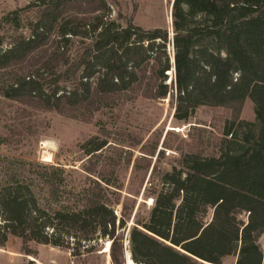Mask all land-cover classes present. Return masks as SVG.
I'll return each instance as SVG.
<instances>
[{"label":"trees","instance_id":"obj_1","mask_svg":"<svg viewBox=\"0 0 264 264\" xmlns=\"http://www.w3.org/2000/svg\"><path fill=\"white\" fill-rule=\"evenodd\" d=\"M40 1V21L63 37L88 41L63 73L67 78L80 73L78 85L60 95V107L71 118L140 90L145 80L143 96L159 100L170 95L178 123H187L201 107L228 114L216 154L181 155L177 166L159 173L161 187L146 190L152 204L147 218L131 229L132 261L222 264L236 257L235 264H264V247L258 244L264 233V0H173L172 40L162 28L146 30L131 22L120 27L110 21L105 0ZM2 65L0 54V70ZM172 68L170 93L165 82ZM247 100L255 123L240 121ZM162 146L167 147L166 140ZM106 147V141L92 138L82 150L91 159ZM141 151L153 156L155 145ZM156 170L154 165L150 176ZM94 177L96 188L120 190L116 179L112 183L101 172ZM3 208L9 216L0 232L9 223L23 230L26 219L16 191L3 189ZM242 214L245 221L239 219ZM81 215L93 227V210Z\"/></svg>","mask_w":264,"mask_h":264},{"label":"rangeland","instance_id":"obj_2","mask_svg":"<svg viewBox=\"0 0 264 264\" xmlns=\"http://www.w3.org/2000/svg\"><path fill=\"white\" fill-rule=\"evenodd\" d=\"M105 2L110 21L120 27L131 22L173 33V0ZM37 3L0 0V198L3 189L16 191L26 219L23 230L9 223L0 232V264H128V258L133 262L131 229L147 218L152 204L146 190L159 189V173L177 166L181 155L216 154L228 114L201 107L187 123H178L170 95L159 100L143 96L145 80L140 90L116 95L84 111L83 117L71 118L59 100L78 85L80 73L69 78L63 73L88 41L63 37L40 21L42 1ZM168 53L173 55L171 46ZM173 79L171 71L165 82L170 93ZM240 121L255 123L248 100ZM92 138L106 141L107 147L90 159L82 145ZM154 145L153 156L142 153L143 147L150 151ZM154 165L157 172L150 176ZM99 172L112 183L116 179L120 190L96 188ZM85 209L94 212L93 227L81 215ZM7 215L0 209V224ZM258 244L264 247V233ZM235 261L228 257L222 264Z\"/></svg>","mask_w":264,"mask_h":264},{"label":"water","instance_id":"obj_3","mask_svg":"<svg viewBox=\"0 0 264 264\" xmlns=\"http://www.w3.org/2000/svg\"><path fill=\"white\" fill-rule=\"evenodd\" d=\"M170 23H171V13H170ZM171 27H172V25H171ZM172 36H173V34H171L170 35V39L172 40ZM171 62H172V65H173V55H172V60H171ZM171 71H173V73H174V69L172 68V70ZM168 75V74H167Z\"/></svg>","mask_w":264,"mask_h":264},{"label":"bare ground","instance_id":"obj_4","mask_svg":"<svg viewBox=\"0 0 264 264\" xmlns=\"http://www.w3.org/2000/svg\"><path fill=\"white\" fill-rule=\"evenodd\" d=\"M104 252H107V249H105ZM128 264H133V262H131V260L128 258Z\"/></svg>","mask_w":264,"mask_h":264},{"label":"crops","instance_id":"obj_5","mask_svg":"<svg viewBox=\"0 0 264 264\" xmlns=\"http://www.w3.org/2000/svg\"><path fill=\"white\" fill-rule=\"evenodd\" d=\"M153 29V28H152ZM146 30H148V29H146Z\"/></svg>","mask_w":264,"mask_h":264}]
</instances>
